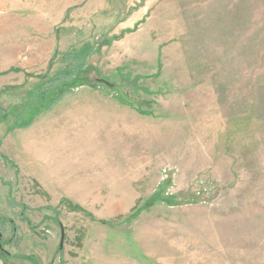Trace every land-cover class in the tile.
<instances>
[{"label":"rangeland","instance_id":"rangeland-1","mask_svg":"<svg viewBox=\"0 0 264 264\" xmlns=\"http://www.w3.org/2000/svg\"><path fill=\"white\" fill-rule=\"evenodd\" d=\"M0 217V264H264V0H0Z\"/></svg>","mask_w":264,"mask_h":264},{"label":"trees","instance_id":"trees-1","mask_svg":"<svg viewBox=\"0 0 264 264\" xmlns=\"http://www.w3.org/2000/svg\"><path fill=\"white\" fill-rule=\"evenodd\" d=\"M64 77L62 79L56 78V80H58L59 82L57 83H67V82H71L72 84H74L77 80L76 77V70L73 71V76L71 75H63ZM5 218H1L0 217V221H4ZM9 238H4L3 237V230L0 228V251L3 250L2 246L4 244V242H8Z\"/></svg>","mask_w":264,"mask_h":264},{"label":"water","instance_id":"water-1","mask_svg":"<svg viewBox=\"0 0 264 264\" xmlns=\"http://www.w3.org/2000/svg\"><path fill=\"white\" fill-rule=\"evenodd\" d=\"M62 237H63V232H62Z\"/></svg>","mask_w":264,"mask_h":264}]
</instances>
